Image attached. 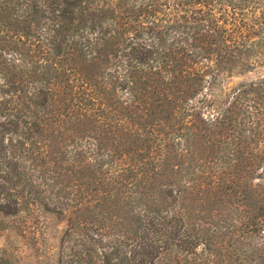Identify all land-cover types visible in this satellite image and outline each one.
Here are the masks:
<instances>
[{"label": "trees", "instance_id": "16d2710c", "mask_svg": "<svg viewBox=\"0 0 264 264\" xmlns=\"http://www.w3.org/2000/svg\"><path fill=\"white\" fill-rule=\"evenodd\" d=\"M0 264H264V0H0Z\"/></svg>", "mask_w": 264, "mask_h": 264}, {"label": "rangeland", "instance_id": "374dc122", "mask_svg": "<svg viewBox=\"0 0 264 264\" xmlns=\"http://www.w3.org/2000/svg\"><path fill=\"white\" fill-rule=\"evenodd\" d=\"M258 76H259L258 72H253V73H249V74H245V75H237L236 77H234L231 80V83L233 85H236L240 82L255 80L258 78Z\"/></svg>", "mask_w": 264, "mask_h": 264}]
</instances>
